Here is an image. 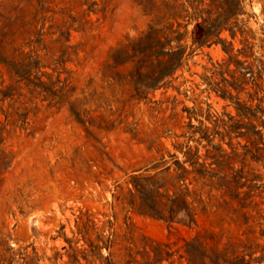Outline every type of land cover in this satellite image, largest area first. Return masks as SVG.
<instances>
[{
    "label": "rangeland",
    "instance_id": "374dc122",
    "mask_svg": "<svg viewBox=\"0 0 264 264\" xmlns=\"http://www.w3.org/2000/svg\"><path fill=\"white\" fill-rule=\"evenodd\" d=\"M166 1L175 6L184 0ZM168 17L174 26L186 22ZM151 19L135 0H0V264H70L66 239L84 211L93 215L104 239L116 233L108 249L100 250L113 264H121L123 247L135 249L142 235L177 248L205 230L221 238L220 248L232 241L244 258H264V203L259 213L245 209L247 223L233 201L225 209L208 208L191 227L121 203L131 174L161 156L182 158L180 147L197 144L198 134L189 136L190 131L212 129L216 118L239 119L235 97L252 108L264 106V0H243L235 34L221 32L232 43L230 53L221 43L192 44L191 20L181 66L139 98L131 76L147 82L140 76L147 64L127 60L115 66L114 61L132 52ZM229 55L250 67L243 69L240 87L226 85L233 99L216 92L222 78L240 77L234 62L226 66ZM34 60L28 82L20 72ZM38 82L42 85H34ZM231 135V140L215 135L214 142L230 151L231 141L243 153L246 139ZM204 150L199 145V152ZM243 157L244 170L263 184L264 157L254 159L248 152ZM241 164L237 158L235 167ZM105 262L80 259L81 264Z\"/></svg>",
    "mask_w": 264,
    "mask_h": 264
},
{
    "label": "trees",
    "instance_id": "16d2710c",
    "mask_svg": "<svg viewBox=\"0 0 264 264\" xmlns=\"http://www.w3.org/2000/svg\"><path fill=\"white\" fill-rule=\"evenodd\" d=\"M145 15L152 16L151 23L146 32L139 37L132 47V52L121 58H116L114 65H119L127 60H136L138 65L147 64L148 70L141 73L147 82H141L139 78H133L134 95L143 97L148 90L159 85L165 77L171 75L181 66L183 57L187 50V44L183 41L187 37V25L195 20V28L192 32L191 42L199 46L221 43L226 53H230L231 42L221 37L223 30H228L233 36L235 34L237 16L242 12L243 0H184L177 5H170L166 0H135ZM179 8L185 13H170L171 9ZM169 15L173 18L183 17L186 22H176L174 26L170 23ZM183 27V30H180ZM234 62L240 67V77L231 74L232 81L222 78L223 85H218L216 92L222 98L233 99L234 96L227 89V84L237 89L239 83L244 81L246 74L241 63L229 55L226 66ZM37 60L27 64V70L20 72V77L28 82L30 67L36 65ZM245 69H250L246 66ZM33 83V82H32ZM41 86V82L34 83ZM238 85V86H237ZM53 95H56L52 92ZM235 108L239 119L229 117L228 121L215 119L214 127L199 126L190 131L189 136L196 133L193 139L197 142L195 146L184 145L179 148L182 158L176 154H169V159L161 156L150 166H145L141 172L131 174L122 188L121 203L129 205L136 211L167 223H176L183 226H194L197 224L199 214H205L208 208L225 209L230 202L235 201L240 210L244 222L249 221V210L256 213L260 211V204L264 203V183L258 185L259 176L245 171L243 164L246 153L251 157L259 159L264 157V106L260 103L252 108L251 105L241 103L235 97ZM259 113V115H257ZM245 120V121H243ZM256 120L262 128H257L253 122ZM222 128V131L218 130ZM241 136L250 144H244L245 151L238 153L231 141L228 142L230 151L223 148L220 141L214 142L215 135L223 140L225 136L232 139V135ZM205 141V143H202ZM261 144V145H259ZM199 145L205 150L199 152ZM239 158L241 166L235 167ZM250 175H252L250 177ZM259 190V192H257ZM258 197L261 200L256 201ZM264 211V208H263ZM264 218V215H263ZM75 231L73 237L66 239L69 243L70 264H81L80 259L86 262L94 258H103L104 264H113L108 258L103 257L100 250L102 246L108 249L112 242L110 236H116L114 231L109 232L106 239L98 229L93 220V215L88 211L80 212L75 220ZM250 232V231H248ZM79 235V237H76ZM126 233L123 234L125 237ZM264 236V229L260 232ZM124 239H129L126 235ZM79 240L83 241L78 246ZM221 238L213 231L205 230L197 232L183 244L174 248L171 242L153 240L145 235L141 236V242L135 249L124 246L121 264H251L261 263L264 258H244L237 254L235 242L228 241L220 248ZM89 257H93L90 259Z\"/></svg>",
    "mask_w": 264,
    "mask_h": 264
}]
</instances>
